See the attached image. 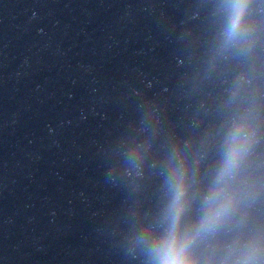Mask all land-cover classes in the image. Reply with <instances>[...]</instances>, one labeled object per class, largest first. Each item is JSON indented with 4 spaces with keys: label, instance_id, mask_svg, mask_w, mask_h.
<instances>
[{
    "label": "water",
    "instance_id": "water-1",
    "mask_svg": "<svg viewBox=\"0 0 264 264\" xmlns=\"http://www.w3.org/2000/svg\"><path fill=\"white\" fill-rule=\"evenodd\" d=\"M236 2L0 0V264H162L171 235L264 264V0L233 30Z\"/></svg>",
    "mask_w": 264,
    "mask_h": 264
},
{
    "label": "clouds",
    "instance_id": "clouds-1",
    "mask_svg": "<svg viewBox=\"0 0 264 264\" xmlns=\"http://www.w3.org/2000/svg\"><path fill=\"white\" fill-rule=\"evenodd\" d=\"M244 9V0H237L235 4V11L233 15L232 29L235 30L237 27L241 14ZM235 162V150L229 154L226 170L232 166ZM220 211L217 210L210 213L205 217V223L214 222V220L220 215ZM162 264H186L183 257V245L178 244L175 235H171L169 239L165 242L164 255Z\"/></svg>",
    "mask_w": 264,
    "mask_h": 264
}]
</instances>
